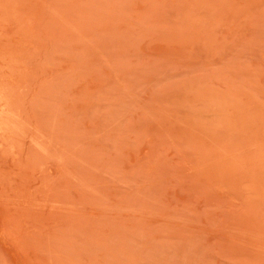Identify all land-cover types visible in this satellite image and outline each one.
<instances>
[{
  "label": "rangeland",
  "instance_id": "374dc122",
  "mask_svg": "<svg viewBox=\"0 0 264 264\" xmlns=\"http://www.w3.org/2000/svg\"><path fill=\"white\" fill-rule=\"evenodd\" d=\"M0 264H264V0H0Z\"/></svg>",
  "mask_w": 264,
  "mask_h": 264
}]
</instances>
